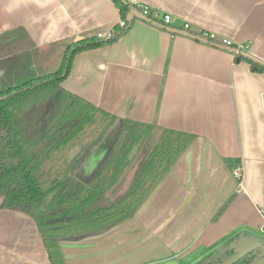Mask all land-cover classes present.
<instances>
[{
	"label": "crops",
	"instance_id": "crops-1",
	"mask_svg": "<svg viewBox=\"0 0 264 264\" xmlns=\"http://www.w3.org/2000/svg\"><path fill=\"white\" fill-rule=\"evenodd\" d=\"M136 1L169 13L172 25H152L130 11L122 17L114 0H0V37L8 34L0 50L23 54L0 62V76L6 65L51 73L76 38L120 29L124 18L127 28L116 39L74 54L61 88L117 118L193 136L134 215L60 240L64 264H195L240 234L264 240V72L178 30L188 22L192 31L248 44L244 52L264 63V0ZM111 139L109 133L81 165L78 181ZM140 162L108 200L127 189ZM126 174L128 182L110 195ZM0 264H50L33 219L1 207Z\"/></svg>",
	"mask_w": 264,
	"mask_h": 264
},
{
	"label": "trees",
	"instance_id": "trees-1",
	"mask_svg": "<svg viewBox=\"0 0 264 264\" xmlns=\"http://www.w3.org/2000/svg\"><path fill=\"white\" fill-rule=\"evenodd\" d=\"M114 1L122 17L132 12L133 6L126 0ZM125 28L115 27L114 35L107 39L90 37L72 42L51 73L37 75L26 70L23 74L18 65L2 69L0 207L33 219L50 264H64L60 240L105 231L134 215L193 140L190 134L117 118L61 88L75 53L109 43ZM7 35L0 41L7 40ZM6 53L0 50L1 63L23 56L19 50ZM235 60H246L253 71L264 72V63L249 53L243 51ZM112 131L96 167L78 181L75 173ZM139 156L141 162L127 189L108 200L106 194ZM240 239L233 238L195 264L220 263L232 254L231 245ZM260 254L252 253L234 264H253Z\"/></svg>",
	"mask_w": 264,
	"mask_h": 264
},
{
	"label": "built area",
	"instance_id": "built-area-1",
	"mask_svg": "<svg viewBox=\"0 0 264 264\" xmlns=\"http://www.w3.org/2000/svg\"><path fill=\"white\" fill-rule=\"evenodd\" d=\"M133 6L131 12L133 17L140 18L143 21L152 24V25H161L163 27L172 25V16L169 13H162L158 9L149 6L146 3L137 2L136 0H126ZM119 27H126L127 22L124 19H121L118 23ZM180 33L185 34L194 40L204 42L207 44L215 45L216 47L230 49L231 52L235 55L240 54L245 51L248 47V44L237 43L228 38H221L216 36L215 33L208 30H198L192 31L190 24L188 22L182 23L181 27L178 29ZM114 35V30L110 29L105 33L99 32L96 34L98 39H107ZM237 177L240 176V167H237L235 170ZM264 214V210L262 211Z\"/></svg>",
	"mask_w": 264,
	"mask_h": 264
},
{
	"label": "water",
	"instance_id": "water-1",
	"mask_svg": "<svg viewBox=\"0 0 264 264\" xmlns=\"http://www.w3.org/2000/svg\"><path fill=\"white\" fill-rule=\"evenodd\" d=\"M81 37L75 41L81 40ZM114 131L110 134L113 136ZM240 240L231 245L232 254L218 264H234L240 259L251 253L261 252L260 256L256 259L255 264H264V240L247 234H240Z\"/></svg>",
	"mask_w": 264,
	"mask_h": 264
},
{
	"label": "rangeland",
	"instance_id": "rangeland-1",
	"mask_svg": "<svg viewBox=\"0 0 264 264\" xmlns=\"http://www.w3.org/2000/svg\"><path fill=\"white\" fill-rule=\"evenodd\" d=\"M52 67H53V66H52ZM99 148H100V147H99ZM101 148H102V147H101ZM94 156H96V154H95ZM86 168H87V167H86ZM132 169H133V167H132ZM132 169H131V170H132ZM85 171H86L85 167H82V169H81L80 171H78V173H77L78 177H80V176L82 175V173H84ZM128 180H129V175L126 174V176H125V177L123 178V180L119 183V185L117 186V188L114 189V190H112V191L110 192V195H114L115 193H117V191H118L120 188H122V187L124 186V184L128 182Z\"/></svg>",
	"mask_w": 264,
	"mask_h": 264
},
{
	"label": "flooded vegetation",
	"instance_id": "flooded-vegetation-1",
	"mask_svg": "<svg viewBox=\"0 0 264 264\" xmlns=\"http://www.w3.org/2000/svg\"><path fill=\"white\" fill-rule=\"evenodd\" d=\"M257 253H258V252H257ZM251 254H252V253H251ZM249 255H250V254H249ZM247 256H248V255H247ZM245 257H246V256H245ZM257 258H258V257H257ZM257 258H255V260H254L253 264H255V261H256V259H257Z\"/></svg>",
	"mask_w": 264,
	"mask_h": 264
}]
</instances>
